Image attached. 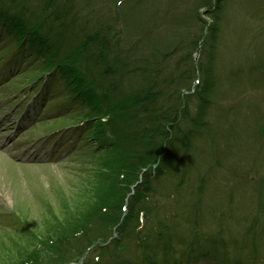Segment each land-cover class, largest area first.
<instances>
[{"label":"trees","instance_id":"obj_1","mask_svg":"<svg viewBox=\"0 0 264 264\" xmlns=\"http://www.w3.org/2000/svg\"><path fill=\"white\" fill-rule=\"evenodd\" d=\"M226 1L191 0V6L182 9L188 0H81L78 7L77 0H0V32L9 30L16 52L38 59L36 69L61 82L71 102L67 108L79 112L81 140L94 157L92 181L85 185L93 190L92 185L106 183L105 196L94 194L91 210L49 242L59 260L72 250L71 259L63 263L107 242L120 223V239L107 249L119 252L135 241L143 264H193L205 258L193 255L199 249L193 244L189 256L171 253V227L156 215L159 191L154 182L178 162V149L189 151L192 139L221 122L218 112L216 125L206 113L214 100L225 99L215 57ZM201 10L211 22L189 38L193 18L200 22ZM115 14L121 29L113 25ZM197 50L198 60L193 56ZM198 73L201 81L196 84ZM229 113L235 115L232 107ZM133 186L135 194L124 213ZM139 226L143 228L136 231ZM129 232L135 238L128 237ZM207 239L215 242L214 237ZM33 251L15 264H43ZM113 264L128 263L114 253Z\"/></svg>","mask_w":264,"mask_h":264},{"label":"rangeland","instance_id":"obj_2","mask_svg":"<svg viewBox=\"0 0 264 264\" xmlns=\"http://www.w3.org/2000/svg\"><path fill=\"white\" fill-rule=\"evenodd\" d=\"M80 1L77 0L76 7ZM190 1L184 7L191 6ZM225 10L215 57L216 71L223 80L220 96L224 95L225 99L214 100L207 110L206 114H210L207 118L211 123L216 121L214 115L217 112L221 121L219 125L209 129L212 141H209L207 147L211 151L213 144L223 143L226 153H239L236 157L242 159L236 160L234 157L229 160L226 153L219 154L216 159L225 160L227 164L224 166L232 169L208 175L198 169L196 161L191 160L190 152L178 149L175 152L178 162L175 161L170 167L176 173L165 176L160 183H154V187L160 193L168 191L175 194L170 199L158 200L157 206L169 204L172 211L180 216V220L194 222L200 227L203 237L212 236L221 230L224 242L229 243L230 239L234 244L238 242V247L228 254L231 261L246 258L247 264H264V236L261 237L264 234V217L251 215L253 207L250 204L256 202V198L253 201L248 196L249 191H240L241 181L238 180L244 176L253 178L258 188L251 193L258 197L259 203L264 200V0H228ZM200 16L205 19L206 13L202 14L201 11ZM201 19L197 22L193 18L194 25L189 38L191 34L202 33L204 24ZM121 23L115 14L113 25L120 28ZM194 56L199 59V51ZM200 78L197 75V80ZM51 90L55 91L56 88L53 86ZM15 94L19 98L23 92L16 90ZM56 94L58 91L54 92V98ZM14 96L6 100L0 99V264L19 263L27 252L33 250L39 252L43 264H61L71 259L69 252L72 250H67L68 253L63 258L61 253L65 249L59 250V258H62L59 260L53 248L49 247L52 246L49 242L55 233L68 228L86 210H91L94 194L105 196L106 183L94 184L92 186L96 187L89 189L85 184L88 183L87 180L92 181L91 175L94 173L91 169L94 164L92 149L87 146L78 154L75 149L72 154V143L66 149L62 148L65 141L58 143L55 148L56 144L49 146L47 142L53 136L38 137L40 130L45 127L44 117L52 118L55 115H42L44 103L39 105L34 98L29 99L23 109H19L18 105L12 108L8 101ZM234 96L238 98L235 99ZM231 97L233 100L230 101ZM25 100L27 97L23 102ZM193 102L191 111L195 114L196 105ZM50 103L51 100H48L44 105L45 109ZM231 107L235 108V116L229 117L226 112H222ZM75 119V115L60 114L59 120L53 122L55 126L49 131L72 124ZM38 124L41 125L38 129L33 132L30 129L26 133L30 127ZM71 132L73 130H63L61 133L66 137L67 145L70 138H74L70 136ZM257 132L260 137L259 148L254 151V157L250 158ZM191 143L190 151L198 152V155L207 151L204 139H193ZM203 159L200 155L201 163ZM247 161L250 164H246ZM254 162H260L258 169H255ZM179 164H187L185 170L191 173L186 181H180L181 175L177 174V171H183ZM203 175L207 181L200 185ZM166 182H171L172 185L165 188ZM11 211L22 219V224L29 226V230L13 221L15 216L9 217L8 213H12ZM173 212L168 216L176 219L178 215ZM181 237L189 246L196 234L180 232L178 238ZM88 254L87 252L84 257Z\"/></svg>","mask_w":264,"mask_h":264}]
</instances>
